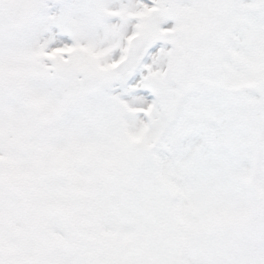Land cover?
Returning a JSON list of instances; mask_svg holds the SVG:
<instances>
[{"label": "snow or ice", "instance_id": "6c2138e0", "mask_svg": "<svg viewBox=\"0 0 264 264\" xmlns=\"http://www.w3.org/2000/svg\"><path fill=\"white\" fill-rule=\"evenodd\" d=\"M0 264H264V0H0Z\"/></svg>", "mask_w": 264, "mask_h": 264}]
</instances>
